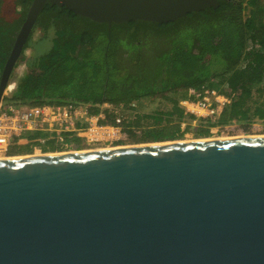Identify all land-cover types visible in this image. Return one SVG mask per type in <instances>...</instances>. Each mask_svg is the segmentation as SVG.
Here are the masks:
<instances>
[{"label":"water","instance_id":"95a60500","mask_svg":"<svg viewBox=\"0 0 264 264\" xmlns=\"http://www.w3.org/2000/svg\"><path fill=\"white\" fill-rule=\"evenodd\" d=\"M96 23L174 22L218 0H33ZM0 264H264V136L0 159Z\"/></svg>","mask_w":264,"mask_h":264},{"label":"trees","instance_id":"16d2710c","mask_svg":"<svg viewBox=\"0 0 264 264\" xmlns=\"http://www.w3.org/2000/svg\"><path fill=\"white\" fill-rule=\"evenodd\" d=\"M32 1L0 0V76ZM36 32L41 37L34 41ZM45 41L49 48L37 54L36 45ZM19 65L26 73L9 101L88 105L90 115H98L105 103L123 106L135 111L122 124L134 143L180 140L190 128L182 131V120L195 119L178 106L190 88L215 86L232 98L216 125L248 119L250 113L264 121V104L247 106L264 81V0H218L217 8L174 22L110 26L46 2L15 68ZM143 99L167 101L171 108L139 114L130 105ZM148 119L151 124L142 123ZM104 123H113L107 111ZM209 128L198 125L193 134L207 136Z\"/></svg>","mask_w":264,"mask_h":264},{"label":"built area","instance_id":"2783aa9c","mask_svg":"<svg viewBox=\"0 0 264 264\" xmlns=\"http://www.w3.org/2000/svg\"><path fill=\"white\" fill-rule=\"evenodd\" d=\"M7 88L12 89L11 86ZM220 90L215 86L190 88L178 101V106L184 115L195 117L190 121L193 125L198 123L206 128L209 125L210 131L217 129L221 125L216 123L232 99L221 94ZM8 97L10 95L4 92L0 98V159L33 156L35 153H71L76 146L87 151L118 148L128 139L122 124L130 113H135L123 106L105 103L100 106L98 115H90L88 105H27L9 101ZM138 103L134 102L130 107L136 109ZM105 111L113 115L112 124L104 123ZM185 120L188 118L180 123L182 131ZM135 133L139 134L138 131Z\"/></svg>","mask_w":264,"mask_h":264},{"label":"rangeland","instance_id":"374dc122","mask_svg":"<svg viewBox=\"0 0 264 264\" xmlns=\"http://www.w3.org/2000/svg\"><path fill=\"white\" fill-rule=\"evenodd\" d=\"M247 11L245 12V14ZM41 37L39 32H36L33 35V40L37 41ZM45 44L41 42V44H37L34 51L39 54L41 51L45 52L49 48V42L45 41ZM43 44V45H42ZM32 50H26L25 54L27 56L31 55ZM26 73V68L23 65H19L17 68L13 70L12 78L9 80L8 86H11L12 89L6 88L5 92L9 95L12 94V90L15 87V83L19 78ZM217 82V81H215ZM11 92V93H10ZM264 104V81L260 85L254 88L252 92L251 100H249L247 106L253 110L256 106H260ZM171 108V104L167 101L163 100H151V99H143L140 100L136 106V111L139 114H151L155 111H168ZM250 118L245 120L231 121L227 124L221 125L219 128L209 131L210 133L204 137H195L193 132L198 127V123L193 125V122L189 120H185V126L183 130H185L186 126L189 125L190 128L185 133V135L180 140L175 141H163V142H176V141H199V140H211V139H221V138H236V137H253V136H264V121L254 117L249 114ZM151 120H145L143 124H151ZM144 144H152V143H134L129 138L123 142V144L119 145V147H128V146H137ZM87 151V150H82Z\"/></svg>","mask_w":264,"mask_h":264},{"label":"flooded vegetation","instance_id":"af4514ba","mask_svg":"<svg viewBox=\"0 0 264 264\" xmlns=\"http://www.w3.org/2000/svg\"><path fill=\"white\" fill-rule=\"evenodd\" d=\"M138 102H139V101H138ZM82 150H83V149H82L80 146H76L75 149H74V151H77V152H78V151H82ZM74 151H73V152H74Z\"/></svg>","mask_w":264,"mask_h":264},{"label":"bare ground","instance_id":"6f19581e","mask_svg":"<svg viewBox=\"0 0 264 264\" xmlns=\"http://www.w3.org/2000/svg\"><path fill=\"white\" fill-rule=\"evenodd\" d=\"M253 137H255V136H253ZM221 139H227V138H221ZM90 151H94V150H90ZM38 154L39 153H35V154H33V156H39Z\"/></svg>","mask_w":264,"mask_h":264}]
</instances>
